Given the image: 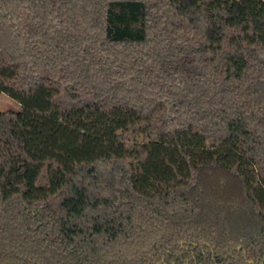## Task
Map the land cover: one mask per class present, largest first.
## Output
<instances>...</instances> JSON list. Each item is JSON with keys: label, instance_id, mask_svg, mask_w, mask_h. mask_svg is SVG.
Returning a JSON list of instances; mask_svg holds the SVG:
<instances>
[{"label": "trees", "instance_id": "obj_1", "mask_svg": "<svg viewBox=\"0 0 264 264\" xmlns=\"http://www.w3.org/2000/svg\"><path fill=\"white\" fill-rule=\"evenodd\" d=\"M0 264H264V0H0Z\"/></svg>", "mask_w": 264, "mask_h": 264}, {"label": "rangeland", "instance_id": "obj_2", "mask_svg": "<svg viewBox=\"0 0 264 264\" xmlns=\"http://www.w3.org/2000/svg\"><path fill=\"white\" fill-rule=\"evenodd\" d=\"M22 110V106L17 101L13 100L9 96L0 92V112L14 111L19 112Z\"/></svg>", "mask_w": 264, "mask_h": 264}]
</instances>
